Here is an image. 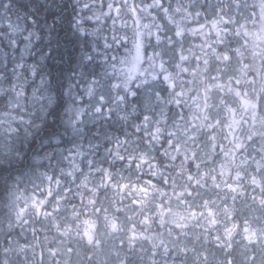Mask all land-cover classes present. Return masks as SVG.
Masks as SVG:
<instances>
[{
    "label": "snow or ice",
    "instance_id": "obj_1",
    "mask_svg": "<svg viewBox=\"0 0 264 264\" xmlns=\"http://www.w3.org/2000/svg\"><path fill=\"white\" fill-rule=\"evenodd\" d=\"M61 32L80 47L56 75ZM60 113L73 136L71 155L60 149L68 167L30 179L31 190L22 176L0 185V264H109L104 238L124 230L125 207L128 220L147 209L143 224L214 225L201 190L239 188L218 176L247 175L264 209V0H0V152ZM134 229L130 247L144 237ZM243 231L264 239L247 220Z\"/></svg>",
    "mask_w": 264,
    "mask_h": 264
},
{
    "label": "trees",
    "instance_id": "obj_2",
    "mask_svg": "<svg viewBox=\"0 0 264 264\" xmlns=\"http://www.w3.org/2000/svg\"><path fill=\"white\" fill-rule=\"evenodd\" d=\"M58 2L63 3L65 0H58ZM95 2L98 4L99 0H95ZM249 27L252 26L249 25ZM60 40L59 51L54 56L56 65L54 73L56 75L61 72L67 74L71 59L78 56L80 47L70 33L61 32ZM68 119L67 113L49 115L40 121L41 127H30L29 135H25L22 131L19 137H13L14 152L11 155L0 152V185L7 186V184L15 183L16 177L22 176L21 186H27L31 190L30 179L39 183L36 177L41 173L47 172L48 175H52L58 173L60 167L67 168L69 161L62 159L60 149H63L65 154L71 155L67 152L69 148L73 147V143H71L73 136L71 129L67 126ZM3 137L4 132L0 129V138ZM84 147L87 149V144ZM221 180L239 184V188L236 193L228 192L223 185L220 190L211 186L201 190L204 198L215 201L212 207L216 213V224L210 225L209 220L204 217L190 221L185 229L175 228L171 221L161 224L157 218H153L150 224H143L144 215H151L147 209L138 210V214L133 213V219L128 220L125 215L128 209L125 207V211L119 214V220L124 230L114 233L111 238H104L102 257L110 256L109 264H115L117 257L111 255L115 248L122 253L128 264H151L152 260H155L157 264H195V254L204 251L209 257L208 264H228L229 260H231V264H264V239H261L260 243H255V238H253V243H249L244 238L247 235L243 231L245 220L248 221V226L252 229L258 232L264 230V209L260 208L258 201L250 199L252 186L248 182L247 175L240 181H234L232 176H218L217 182ZM241 192L244 195H241ZM256 194L259 195V189H256ZM233 195L237 197L235 203L231 199ZM200 199L197 197V201ZM128 203V200L124 202L125 205ZM225 205L232 210L231 217L225 213ZM4 210L3 203L0 202V214ZM88 213L92 215L91 208L88 209ZM98 223L102 228L103 221L100 220ZM133 225H135L136 234L139 236L143 232L144 237L132 241L130 247L129 236L132 234L130 229ZM233 225H238V227L233 229ZM226 228L233 229L230 237L225 232ZM48 235L50 239L54 237V230ZM217 236L220 237V241L216 240ZM121 241L123 248H120ZM160 241H163L164 244L162 245ZM220 242H223L224 246L216 247ZM0 243H2V236H0ZM164 245H167V252L164 251ZM229 245L230 247H228ZM181 249L187 251V256ZM85 250H87L86 245ZM253 255L255 256L254 260L251 259ZM75 259L74 257V261ZM36 264H39L38 260ZM81 264H88V262L83 260ZM101 264H103V258ZM199 264H205L202 258Z\"/></svg>",
    "mask_w": 264,
    "mask_h": 264
}]
</instances>
